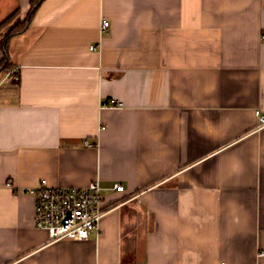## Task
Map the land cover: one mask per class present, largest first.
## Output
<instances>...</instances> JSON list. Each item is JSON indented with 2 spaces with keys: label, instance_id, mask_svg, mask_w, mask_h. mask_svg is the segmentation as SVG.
<instances>
[{
  "label": "crops",
  "instance_id": "1",
  "mask_svg": "<svg viewBox=\"0 0 264 264\" xmlns=\"http://www.w3.org/2000/svg\"><path fill=\"white\" fill-rule=\"evenodd\" d=\"M263 35L264 0H45L0 83V264H264ZM41 179L98 180L100 234L35 227Z\"/></svg>",
  "mask_w": 264,
  "mask_h": 264
},
{
  "label": "built area",
  "instance_id": "2",
  "mask_svg": "<svg viewBox=\"0 0 264 264\" xmlns=\"http://www.w3.org/2000/svg\"><path fill=\"white\" fill-rule=\"evenodd\" d=\"M105 22L103 28L108 27ZM264 41V35L262 36ZM92 51L97 46H91ZM122 103L111 99L103 104L105 107L119 108ZM261 125L264 116L257 112ZM93 146L91 143H86ZM115 191L123 192L121 185L114 187ZM24 193L35 199V227L48 232L52 242L85 241L93 233L100 234L101 220L112 210L105 204L103 190L98 180L85 187H58L41 179L35 187L28 188ZM264 256V253L261 254Z\"/></svg>",
  "mask_w": 264,
  "mask_h": 264
},
{
  "label": "trees",
  "instance_id": "3",
  "mask_svg": "<svg viewBox=\"0 0 264 264\" xmlns=\"http://www.w3.org/2000/svg\"><path fill=\"white\" fill-rule=\"evenodd\" d=\"M45 0H31L30 2V11L26 17L25 21H19L17 23V25L15 26V32H12L10 34V36L8 37V39L4 42V49H6V56H7V60H9V52L7 50L8 46H9V42L10 40L14 37L17 36L19 34H22L23 32H25L28 27L30 26L37 10L39 9V7L41 6V4L44 2ZM20 15V10H16L15 12H13L11 15H9L3 22L0 23V32L2 31V29H4L5 26H8L9 24H12L13 22H15V20L19 17ZM10 61V60H9ZM11 68H13V64L11 67L8 68V70H10ZM7 68L4 69V72L8 71ZM17 76H15L16 78Z\"/></svg>",
  "mask_w": 264,
  "mask_h": 264
},
{
  "label": "rangeland",
  "instance_id": "4",
  "mask_svg": "<svg viewBox=\"0 0 264 264\" xmlns=\"http://www.w3.org/2000/svg\"><path fill=\"white\" fill-rule=\"evenodd\" d=\"M22 15L20 13L19 17L15 20V22H13L12 24H9L8 26H5L4 29H2V31L0 32V83L3 82V78H7V79H12V81H15V74H14V69L11 68L10 70H8L9 67L12 66V63H11V49H12V39L15 37H13L10 42H9V46L7 48L8 52H9V60H7V56H6V49H4V42L8 39V37L10 36V34L12 32H15V26L17 25V23L19 21H25L26 20V17L25 18H21ZM7 68V72H4V69ZM2 88V87H1ZM0 88V89H1Z\"/></svg>",
  "mask_w": 264,
  "mask_h": 264
}]
</instances>
